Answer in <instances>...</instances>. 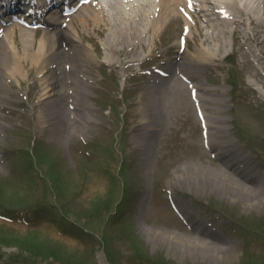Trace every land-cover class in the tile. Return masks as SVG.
Returning <instances> with one entry per match:
<instances>
[{
  "label": "rangeland",
  "instance_id": "374dc122",
  "mask_svg": "<svg viewBox=\"0 0 264 264\" xmlns=\"http://www.w3.org/2000/svg\"><path fill=\"white\" fill-rule=\"evenodd\" d=\"M180 29L181 21H171L152 43L143 42L157 50L173 45L175 55ZM86 33L92 36L86 44L95 47L98 40L102 59L106 35ZM252 33L263 43L264 28L255 26ZM224 37L230 51L232 35ZM239 41L233 62H216L200 77L226 91L222 116L228 135L239 153L253 157L255 173L248 183L259 185L261 193L255 194L263 197L264 82L254 75L264 78V50L254 40ZM136 50L121 59L137 67L143 63L147 71L153 65L148 49L138 44ZM100 64L85 71L93 83L87 90L81 86L88 93L79 108L84 123L71 125L63 117L62 131L39 126L46 104L39 102L42 85L35 69L5 90L11 102L0 109L5 124L0 127V264H264V202L246 206L226 196L235 189L221 187L216 168L232 169L213 158L215 150L204 148L189 93L158 97L168 115L153 128L145 117L157 116L161 104L147 77L133 75L134 67L127 65ZM148 88L149 97L144 96ZM146 104L147 112H140ZM147 139L153 142L149 149ZM205 229L226 240L230 250L220 257L218 250L204 249L202 258L200 251L185 246L184 253L165 238L170 233L201 238Z\"/></svg>",
  "mask_w": 264,
  "mask_h": 264
},
{
  "label": "bare ground",
  "instance_id": "6f19581e",
  "mask_svg": "<svg viewBox=\"0 0 264 264\" xmlns=\"http://www.w3.org/2000/svg\"><path fill=\"white\" fill-rule=\"evenodd\" d=\"M118 1L119 3L123 1L128 10H121L114 18L115 21L112 20L106 6L98 4L94 7L90 5L73 14L65 27H62L65 19L61 15H51L48 21V29L37 39L35 32L30 29L20 28V38L18 39L16 27H5L7 30L0 38V51L3 53V56L0 55V107L11 102L5 91L7 87L13 86V82L21 83L30 75L31 70L35 69L38 73V80L42 85L39 102L46 104V108L40 110L41 125L39 126L42 130L44 132L46 130H64L62 124H65V122L61 123L63 117H68L66 123L71 125L74 122L84 123L82 118L79 117L81 115L79 108L82 107V96L88 94L86 90L93 83V77L85 74V71L92 73L90 71L91 64L102 61L104 64H118L119 67L127 65L128 70L133 69V61L124 60L123 62L121 56L125 55L126 58L132 56V51L136 50L138 44L144 46V49H148L150 54L153 53L151 43L155 36L170 20L183 16L176 7V4H181L182 0H176V4H172L173 0ZM201 4L207 10L209 9L217 14L219 18L217 20L222 22L215 24L216 22L212 21V17H207L205 24H203L201 23V14L196 15L193 20L192 18L185 19L187 23L186 38L194 36V39H199L201 43L193 51H189V48L182 52L181 49H177L176 55L171 54L173 49L163 52V57L159 58L161 64L158 67L165 72L177 69L182 74L188 75L189 78H193L191 81L193 82L192 89L197 90L196 100L200 102L199 106L204 110V119L210 136V147L217 152L224 164L227 162L230 165L233 171L223 169L221 164L217 165L216 169L221 177L219 179V183H222L221 187L224 188V185L228 184L235 189L232 192L228 191L226 194L231 200L243 201L246 206H258L264 202V193H262L263 197L257 196L256 192L261 193L259 185L248 183L251 179L250 176L255 173V168L251 164V156L242 151L237 154L235 144L228 135L229 128L222 116L223 112L226 111L223 108L225 103L222 95L226 91L223 88L209 87L201 82L198 72L200 69L213 66L216 62L230 59L228 56L232 53L226 50L229 43L225 41L224 37L227 33L232 34L233 49H235L236 44H239L238 41L243 36L246 37L247 42L254 40L260 50H264V38L262 39L263 43H261L260 39H256L252 33L255 26L264 28V0H197L199 8ZM262 5L263 8L261 9L260 6ZM143 10H146L145 13H143ZM197 12L199 11L197 10ZM140 19L146 20V25ZM242 24L245 26L248 24V28L246 30L245 27L239 28ZM91 27L95 28L102 36L106 35L105 40L100 44L102 49L104 47L106 50L102 59L97 56L98 53L104 52V50L97 48V39L96 42L94 41L97 54L82 40L83 32ZM193 27L196 30L194 35ZM206 27L212 28L211 33ZM144 39H149L151 43H144ZM67 45L70 46V49L66 47ZM135 53H137V50ZM222 53H226L227 56H222ZM179 54H181V59L177 58ZM157 56L161 55L157 54ZM261 58L263 57L260 56L259 59L261 60ZM250 66L253 67V65ZM259 74V72H255V79L264 82L263 76ZM161 79L158 83L153 84L151 81L147 85L154 87L153 93L157 99L161 98L162 101L163 97L167 99V92L170 95L173 93L174 96L178 93L188 94L191 92L188 88L189 84L184 82L180 76L178 79H175L174 76L170 78L162 77ZM81 86L86 90L82 89ZM145 91L144 96L149 97L147 94L150 95V88ZM64 100H67V107ZM159 103L161 104V110L157 109L158 115L149 114L145 117L146 124L147 122L151 123L150 126L153 128L157 124L160 128L168 115L164 102L162 106L159 99ZM68 104L73 107L71 106L69 109ZM149 107L148 104L140 106V112H147L146 110ZM3 125L5 126L2 119H0V127H3ZM146 135L152 139L149 132ZM144 143H146L145 140ZM152 144L153 142L147 139V149L151 148ZM143 145L142 148H144ZM236 163H239L240 168L242 167L240 172L239 168H234ZM195 183L197 182L195 181ZM178 207L185 216L190 215L185 205L178 203ZM200 234H202L201 238L190 240L182 239L174 233L168 234L165 238L179 244L184 253L185 246L190 248L192 252L200 251L202 258L207 257L206 254L201 252L204 249H208V251L218 250L215 255L218 254L217 256L220 257L224 252L230 250L227 241L221 238L216 239L212 230L210 233L209 230L205 229Z\"/></svg>",
  "mask_w": 264,
  "mask_h": 264
}]
</instances>
